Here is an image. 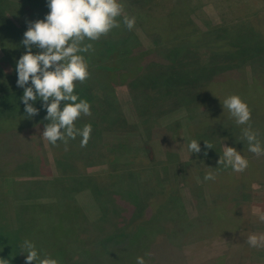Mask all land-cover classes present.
I'll use <instances>...</instances> for the list:
<instances>
[{"label": "trees", "instance_id": "16d2710c", "mask_svg": "<svg viewBox=\"0 0 264 264\" xmlns=\"http://www.w3.org/2000/svg\"><path fill=\"white\" fill-rule=\"evenodd\" d=\"M23 1V4L18 2L9 3L10 6L16 8L14 14H12V21L8 26H0V54H2L6 63L11 66L7 85H4V83H1L2 86L0 85V102L6 101L5 97H7L9 102L6 105H2L1 102L0 111L2 109L8 111L12 106L24 105L21 100L24 89L17 86L16 62L26 52L25 46L21 43L28 28L26 21L42 20L50 11L47 7V0ZM167 3L168 5L162 11H153L155 10L154 6L149 7L142 4L128 7L131 17H135L137 27L148 38L146 44L141 42L136 37V34L132 33V30L127 29L123 23V16L119 18V28L113 29L106 37L93 42L95 51L84 53L83 55L89 62V70L95 73L98 82H96L94 89L90 85L82 84L83 99L87 100L93 108L112 106L116 98L115 88L119 85H127L137 89L133 94V100L137 103L136 109H144L143 114L153 119L156 115L155 113L158 112L152 103L153 98L159 97L161 94H163V96H160L161 98H166L181 88L185 89L186 93L184 95L186 96L189 93H195L198 100L196 106L192 110L186 111L181 117L182 122H186L183 132L188 133V137L193 139L197 138L198 133L203 132L206 127L219 126L229 133L227 147H237L241 154L245 153L244 157L249 161V167L245 170L246 172H239L240 175L233 171L232 168L218 172L204 165L196 173L199 182L209 188L210 186L216 187L215 189L220 190L222 193L234 192L235 190L230 188H237L241 182H245L244 179H249L247 181L248 188L252 186L254 188L256 184L253 181L258 183L262 179L261 175L264 174V167L260 165L258 160L260 156L258 157L251 153L248 150V146L245 147L242 143L246 141L243 138V129L247 125H237L230 113L222 114V109H225L223 108V101L227 96L226 94L221 95V93L236 84L242 87V91L251 95L252 104H255L257 99H259L263 108L259 111H252L251 127L253 131L259 134L261 132L264 133V32L261 30L258 32V30L256 31L248 24H241L236 29L228 25L229 27L221 29L224 35L221 37L214 30L203 31L196 27L190 16L192 11L191 0H170ZM152 4L151 0L149 5ZM9 27L11 28L8 29ZM120 34V37L127 38L120 43H113L109 48L102 50L104 40L113 42ZM178 48H180L179 51H182V49L183 51L178 56H174L173 60H170L169 54ZM32 51L35 54L41 50L33 47ZM202 56L209 58L208 65L200 63L205 60L201 58ZM221 57H225L227 61L222 60L223 62H220L215 60V58ZM183 61L188 64L192 63L196 67H201L194 83H184L180 87L171 86L164 89L163 85L165 87L169 85L159 84L157 75L163 76L168 82L173 81L178 75L177 70L180 71L179 74H182L183 68L177 69V66L182 64ZM28 86H31L30 81ZM149 89H154V91H148ZM92 92H95L96 100L99 103L96 102ZM147 94L151 97L150 102H147L145 98ZM101 99L104 103L101 102ZM11 102L13 104L10 106ZM34 107L40 111L32 118H27L24 110L22 113H13L14 115L9 116L0 114V146L3 143L8 148L6 152L2 151L0 153V165L5 164L9 167L4 171H0V209H3L2 211L0 210V230L3 234L13 233L12 238L15 243V250L22 254L21 245L27 239L34 242L42 259L46 257L53 259L61 257L58 260V264H104L105 260L108 261L110 258H113V263L115 264H136L137 257L143 256L146 259L148 251L160 264H164L161 256L163 250L166 249L172 257L166 264H190L184 256L183 258L185 259L183 260L177 258V254L171 249V243L163 247L160 242L161 239L173 233V231L168 233L169 222H174L171 223V226L180 223L179 221L183 219V216L185 217L187 212L182 201L176 198L172 199L173 195H169L176 190L175 181H173L172 187L160 194L158 199L147 202L144 209L142 204L136 205L138 212L144 211L138 218L136 217L129 221L125 227H116L114 225L110 229L111 231H104L105 227L102 225L100 227L98 222L117 211L115 208L117 202L112 195L114 190L108 188L121 176L116 171H113L112 180L104 184L101 181H97L96 178L94 179V177L90 179L89 176L85 175H81L82 178L79 179H83L88 184L94 204L99 206L101 215L97 218L98 222H93L94 224L84 214L77 202L65 200L62 202L63 205L61 204L62 207L57 208L55 204L58 202L52 199L56 198L57 195L52 190L53 187L49 186L50 183H53L52 180L21 181L15 179L11 183L6 181V178L18 176L22 174L20 170L29 167V163L24 160L31 154V144L29 142L34 135H39L44 131V121H47L44 117L47 114L43 110V101L37 100L34 103ZM168 109L169 111L174 110L173 108ZM169 111L167 114L171 115ZM92 115L85 120L92 127L89 142H96V145H101L105 139L114 138L110 134H105L110 133L109 131L114 130L116 126L111 119L113 115L107 114L97 117L93 112ZM258 118L262 120L257 125L258 127H255L254 122ZM123 126L125 125L122 123L120 128ZM77 127L81 128L80 124ZM141 128L144 130L147 128L145 122ZM180 130L182 131V128ZM190 130L193 133H197L193 135ZM148 131V135H145L146 141H149L152 135L158 140L163 138L165 150H174L170 144L173 141L170 139L173 130L155 125L151 135L150 129ZM114 132L115 130L111 133ZM258 139L262 144L264 135H258ZM72 141V144L75 142L76 144H74L78 145V138L72 139ZM89 142L87 145H90ZM144 144V155L147 158L146 165L150 168L155 163L154 152L149 142ZM66 147L67 151H65V147L61 148L62 157L58 158L60 161L78 154L73 153L69 145ZM78 147L83 148L81 146ZM113 155L115 153L111 152V154L102 157L108 159L110 163ZM93 157L94 154L91 153L90 158ZM57 165H60L59 162H57ZM178 167L180 168L175 170L174 176L181 177L182 181L188 178V180H194L195 182V179H197L195 175H188L187 173L185 174L187 176L183 177L184 175L178 174L181 169H184L183 163L179 164ZM209 172L216 176V184L212 180L204 179ZM71 181H74V176ZM113 181L114 183H112ZM74 183L76 184L75 181ZM29 184L31 186L37 185L35 190L39 194H46L47 197L51 198V202L42 201L41 197H38V199L26 198L25 201L20 200V198H25V194H27L25 187H28ZM105 188L107 189L105 190ZM46 191L51 194L48 195ZM23 193H25L24 196L21 195ZM39 194L37 195L43 196ZM133 194L134 192L132 196ZM12 195L16 199L15 206L17 207L13 217L10 216V210L14 209V205L7 204L6 208L8 210L3 208ZM132 196L131 194L130 196H125L124 200L131 203L133 200ZM193 201L203 205L200 197L194 198ZM199 205L197 206L199 214H197L196 219L200 221V226L210 220L212 221L211 216H215L217 220H222L221 227L212 228L206 233L210 237L228 235L229 231L244 229L242 221H240L243 219L240 212H235L236 216L230 215L227 209H219L215 202L205 207ZM135 212L137 213V210ZM229 220L231 221L230 223L224 222ZM87 225H91L93 228L95 226L103 228V235H108L109 233L112 235L121 231L127 232L125 242L114 249V257L105 256L103 253L104 249L95 245L96 236L92 239H80L82 233L87 234ZM195 227L198 229L199 225L195 224ZM192 233L189 230L186 238L184 237L185 240L197 237ZM166 239L168 238L166 237ZM87 242H90V245ZM79 250L83 257L79 256ZM77 253L79 257L75 258ZM22 255L24 256L23 261L25 264L26 253Z\"/></svg>", "mask_w": 264, "mask_h": 264}, {"label": "rangeland", "instance_id": "374dc122", "mask_svg": "<svg viewBox=\"0 0 264 264\" xmlns=\"http://www.w3.org/2000/svg\"><path fill=\"white\" fill-rule=\"evenodd\" d=\"M14 2L23 4L24 1L0 0V26H8L12 21V14H14L16 8L10 6L9 3ZM119 2L124 5V13L122 16L131 18L130 12L128 11L129 6H138L142 4L149 7L154 6L155 10L153 11H162L166 8L168 5L167 2H170V0H152V5H149L151 4V0H119ZM191 5L192 11L190 12V16L196 27L200 30H214L218 32L219 36L223 37L224 35L221 29L229 26L236 29L241 24H248L256 31L258 30V32H260L261 30L264 32V0H191ZM10 28L11 27L8 29ZM132 31L141 42L146 44L148 38L145 36V33L137 27L136 23ZM120 36L121 34L118 35V38L113 42L104 40L102 50L109 48L113 43H120L127 38ZM179 49L180 48L171 51L169 54L170 60H173L174 56H178L183 51V49L182 51H179ZM201 58L205 60L200 63L204 65L209 64V58L207 56H202ZM215 60L220 62H223L222 60L227 61L225 57L215 58ZM181 68H183L181 71L182 74H179L180 71L177 70L178 75L170 82L166 81L163 76L157 75L159 84L169 85L168 87L163 85L165 89L171 86L180 87L184 83H194L197 73L201 69V67H196L192 65V63L188 64L186 61H183L182 64L177 66V69ZM10 70L11 66L6 63V60L2 57V54H0L1 86V83L7 85V78ZM90 72L91 78L83 84L90 85V87L94 89L98 80L95 73L93 71ZM241 88V86L235 84V86H231L227 91L221 93V95L226 94L227 97L237 95L248 104L252 111L261 110L263 108L262 102L257 99L256 103L252 104L251 95L242 91ZM136 90L137 89H133L127 85H119L115 88L116 98L112 106L91 107V112L97 117L107 114L113 115L111 119L112 122L116 124L114 127L115 132L111 133L114 131L112 130L109 131L110 133L105 134H110L114 138L105 139L104 143L101 145H96V142H89L90 145L83 147V150V148L81 149L78 147L81 145L80 142L82 139V137L78 135L76 137V139L78 138V145H75V142V144H72V139H69L67 143V145L72 148L71 150H73V153L78 154L69 156L66 160L60 161L58 158L62 157L61 148L67 145L60 141L57 142V145H52L43 137L42 133L34 135L29 142L31 144V154L24 159L29 163V167L20 170L22 174L13 176V179L11 177L6 178V181L11 183L15 179L21 181L52 180L53 183H50L49 186L53 187L52 190L57 195L56 198H52L58 202L55 204L57 208L62 207V202L65 200L77 202L84 214L93 223L96 222L97 218L101 215L99 206L94 204L92 192L88 184L83 179V181L79 179L82 178L81 175H85L89 176L90 179L94 177V179L96 178L97 181H101V183L104 184L112 180L113 171H116V173L121 176H119V180L117 179L115 183L114 181L112 182L114 184L110 183L112 185H109L108 188L114 190L112 195L117 202L115 206L117 211L103 218L102 221H97L100 227L101 225L105 227L104 231H111L110 229H112L114 225L116 227H125L129 221H132L136 217L138 218L144 211L138 212V207L136 205L142 204L144 209L147 202L158 199L160 194L165 192L169 187H172L171 185H173V181H175L176 190L169 195H173L172 199L176 198L182 201L187 212L185 217L183 216V219L179 221L180 223L171 226V223L174 222H169L167 228L168 233L169 231H173V233L166 236L169 240L166 239V237L160 240L163 247L171 243V249L177 254V258L180 260L187 258V262L189 261L190 264H264V248H254L247 243V238L250 235H264V221L260 220V216L264 215V174L261 175L262 179L259 180L258 183L253 181V183L256 184L254 188L253 186L248 188L247 181L249 179H244L245 182H241L237 188L231 187L230 189L235 191L230 193H222L220 190L215 189L216 187L210 186L209 188L207 185L200 183L196 173H198L204 165L218 172L231 168H225L218 163L220 156L223 155L224 147H227L229 133L219 126H208L203 132L198 133L197 138L190 139L188 137L189 134L183 132V127H186V122H182L181 117L186 111H190L196 106L198 100L195 93H189L186 96L184 95L186 93L185 89L181 88L166 98L160 97L163 96V94L153 98L152 103L158 112L155 113L156 115L153 119H150L143 114L144 109H136L137 103L133 100V94ZM148 91H154V89H149ZM75 93L83 99L82 84H77ZM92 94L96 100L95 92H92ZM145 98L147 102H150L151 97L149 94H147ZM5 99L6 101H1L2 105H6L9 102L7 97H5ZM96 102L99 103L97 100ZM101 102L104 103L102 99ZM12 104L11 102L10 106ZM61 107H63V102H61ZM168 108H173L174 110L169 111ZM24 109L25 105H16L10 107L8 111L2 109L3 111L1 110L0 114L3 116L14 115L16 113H22ZM43 110L47 114V110L44 107ZM168 111L171 115L167 114ZM222 114L226 115L229 114V112L225 108L222 109ZM88 117L90 116L81 117L76 121V126L80 124L82 129L88 124V122L85 121ZM261 120V118L255 120L254 126L256 127L259 125ZM144 122L147 126L145 130L141 128ZM44 123L47 124L49 121H44ZM122 123L125 126L120 128ZM155 125L158 127L161 126L164 129L173 130V132H171L172 137H170L173 141L170 144L174 150H165L163 138H161L160 135V140L157 138L155 139L153 135L150 136L149 141L145 140V135L147 136L149 133L148 130L150 129L151 135ZM110 127L112 128V126ZM180 128H182V131ZM191 133L195 135L197 132L193 133L191 131ZM259 135H264V133L261 132ZM192 140L199 142L201 147V152L199 154L189 152V144ZM262 140V146H264V139ZM204 141L211 143L213 148L206 149ZM148 142L152 146L155 157V163L150 168L146 165L147 158L144 155V143L147 144ZM242 143L245 147L248 146L247 141ZM234 148L239 151L237 147ZM7 149L6 144L2 143L0 146V153L2 151L6 152ZM205 151H207L206 156L204 155ZM111 152L115 153V155L111 157L109 163L108 159L102 156H107L111 154ZM91 153L94 154L93 158H90ZM241 155L244 156L245 153ZM262 156H260L258 160L260 165L264 167V155ZM57 162H59V166ZM182 163L184 169H181L178 174L184 175L183 177L187 176L185 175L187 173L188 175H195L197 178L195 182L194 180H188V178L182 181L181 177L173 175L175 170L180 168L178 165ZM8 168L9 167L5 164L2 166L0 165V171H4ZM245 172L246 171L243 173ZM73 176L76 184L74 181H71ZM212 182L216 184L215 180H212ZM25 188L27 194H21L22 196L25 194V198H20V200L25 201L26 198L38 199V197H41L40 199H43L42 201L51 202V198L47 197L46 194H39L38 191L35 190L37 185L34 184L31 186L29 184V186ZM106 189L107 188H105V190ZM46 192L48 195L51 194L48 191ZM133 192L134 194L132 196ZM37 194L43 196H38ZM130 194L133 197L131 203L124 200L125 196H130ZM199 197L202 199L203 205L194 203V198ZM15 200V197L12 195L3 207L4 210H8L6 208L7 204L14 205V209L10 210L11 217L15 216L17 209ZM168 201H170V199H168ZM213 202L217 203L219 209H227L230 215L236 216L235 212H240L241 218H243L240 221H242L244 229L240 231L232 230L229 231L230 233L228 235H215L213 237L206 234L212 228L216 229L219 226L221 227L222 220H217L215 216H211L212 221L210 220L206 224L200 226V221L196 219L198 216L197 214H199L197 206L205 207ZM0 210L2 211L3 209ZM136 210L137 213L135 212ZM224 222L230 223L231 221ZM195 224L199 225L198 229L195 227ZM100 227L95 226V228H93L91 225H87V234L82 233L80 239H92L96 236L97 240L95 245L104 249L103 253L105 256L114 257V249L125 242L127 232L121 231L112 235H110V233L108 235H103V228ZM189 230L197 236L195 239L185 240ZM12 237L13 233L3 234L0 230V258L9 260L10 264H24V256L15 250V243ZM90 242L87 243L89 244ZM147 253H149V251ZM80 255L83 257V254L79 250V256ZM151 255V253L150 255H146L145 260L148 264H160ZM79 256L78 253L77 255L75 254V258ZM183 256L185 258H183ZM60 258L61 257H56V260L58 261ZM161 258L163 259V263L166 264L172 257L171 254L164 249ZM104 264L115 263H113V258H110L108 261L105 260Z\"/></svg>", "mask_w": 264, "mask_h": 264}, {"label": "clouds", "instance_id": "9594fccd", "mask_svg": "<svg viewBox=\"0 0 264 264\" xmlns=\"http://www.w3.org/2000/svg\"><path fill=\"white\" fill-rule=\"evenodd\" d=\"M47 7L50 11L44 19L26 21L28 28L21 42L26 52L16 62L17 86L24 89L21 100L27 118L39 113L34 103L43 101V107L47 110L44 119L49 121L44 126V138L52 145H57L58 141L67 145L69 139L74 140L79 135L82 137L80 146L86 147L92 127L90 124L82 129L76 126V121L81 117L92 115L90 103L75 93L77 84L91 78L89 62L83 54L94 52L93 42L120 27L119 18L124 13V5L119 0H47ZM123 23L128 30H132L135 17L123 16ZM33 47L41 51L34 54ZM29 81L31 86H28ZM223 108L228 110L237 125H247L243 129V138L248 143V150L258 157L264 155L259 133L251 127L252 110L248 104L239 96L232 95L223 101ZM204 143L206 149L213 148L211 143ZM189 152H201L198 141H191ZM204 155H207V151ZM218 163L238 173L249 167V161L234 147H224ZM204 179L215 180L216 176L209 172ZM260 220L264 221V215L260 216ZM247 243L254 248H264V235H250ZM21 248L26 253L25 264H58L56 259L50 257L42 259L36 245L30 240H24ZM0 264L10 262L0 258ZM136 264L148 262L139 256Z\"/></svg>", "mask_w": 264, "mask_h": 264}]
</instances>
